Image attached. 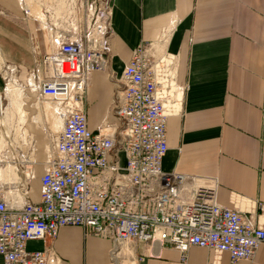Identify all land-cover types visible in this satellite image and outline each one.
<instances>
[{
    "label": "built area",
    "instance_id": "2783aa9c",
    "mask_svg": "<svg viewBox=\"0 0 264 264\" xmlns=\"http://www.w3.org/2000/svg\"><path fill=\"white\" fill-rule=\"evenodd\" d=\"M100 1L85 34L79 15L83 0H65L58 12L50 9L59 29L57 47L46 57L38 88L57 105L63 124L39 178L37 198L28 173L14 186L18 201L0 185L5 264L60 263L52 246L30 251L27 243L56 239L67 226L108 239L109 264H118L133 241L151 252L172 246L182 260L191 246L214 251L216 260L227 252L229 264L251 259L264 243V220L253 222L222 206L216 182L205 185L163 170L168 117L177 112L183 91L176 82L175 57L156 56L151 43H141L118 76L106 31L109 0ZM95 71L105 73L116 91L108 120L94 130L84 103Z\"/></svg>",
    "mask_w": 264,
    "mask_h": 264
},
{
    "label": "crops",
    "instance_id": "0c3cea01",
    "mask_svg": "<svg viewBox=\"0 0 264 264\" xmlns=\"http://www.w3.org/2000/svg\"><path fill=\"white\" fill-rule=\"evenodd\" d=\"M100 2L83 0V34ZM64 3L0 0V55L16 64L25 58L28 80L37 86L46 56L57 47L59 29L49 12L63 10ZM106 31L118 76L141 43H151L156 56L175 57L176 82L183 91L177 112L168 117L163 170L205 185L216 182L222 206L240 210L253 222L264 220V205H256L264 203V0H109ZM115 91L105 73H90L84 107L92 129L108 120ZM8 92L15 97L10 86ZM111 245L82 227L67 226L56 239L29 241L27 249L52 246L58 264H109ZM126 248L129 253L118 264L230 262L227 252L216 260L214 251L197 246L188 248L185 260L169 245L151 252L133 241ZM0 264H5L1 255ZM239 264H264V243Z\"/></svg>",
    "mask_w": 264,
    "mask_h": 264
},
{
    "label": "rangeland",
    "instance_id": "374dc122",
    "mask_svg": "<svg viewBox=\"0 0 264 264\" xmlns=\"http://www.w3.org/2000/svg\"><path fill=\"white\" fill-rule=\"evenodd\" d=\"M38 17L44 19L41 14ZM21 57L16 64L0 55V185L9 196H17L14 186L28 173L35 196L63 115L53 101L40 94L33 80L29 82L30 68ZM9 86L15 97L9 95Z\"/></svg>",
    "mask_w": 264,
    "mask_h": 264
},
{
    "label": "bare ground",
    "instance_id": "6f19581e",
    "mask_svg": "<svg viewBox=\"0 0 264 264\" xmlns=\"http://www.w3.org/2000/svg\"><path fill=\"white\" fill-rule=\"evenodd\" d=\"M41 17L43 18L42 15H41ZM102 23H103V22L98 23V28H99V30H100L101 27H102ZM62 124H63V123H62ZM16 195H17V194H16ZM8 197H14V198H16V199H17V198L19 199L18 195H17V196H9V195H8Z\"/></svg>",
    "mask_w": 264,
    "mask_h": 264
}]
</instances>
